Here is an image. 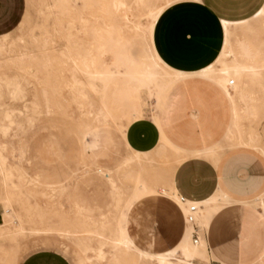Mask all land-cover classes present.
Returning <instances> with one entry per match:
<instances>
[{
    "label": "rangeland",
    "instance_id": "374dc122",
    "mask_svg": "<svg viewBox=\"0 0 264 264\" xmlns=\"http://www.w3.org/2000/svg\"><path fill=\"white\" fill-rule=\"evenodd\" d=\"M9 1L10 16L7 20L6 14H4L3 28L0 29V35L9 33L8 42L5 43L3 52L0 54V127L7 128V132L0 135V145L8 144L11 149H14L12 155L7 158L9 166L23 169L30 177L38 178L41 187L27 186L25 188L23 180L19 179L17 174L7 181V184H3L5 181L0 174V264H20L27 255L40 250L58 252L66 257L70 264H127L132 252L123 247L118 250L113 249L106 238L88 237L94 250L83 254L78 248L79 240L82 238L62 237L58 231L63 229L61 220L71 215L70 204L66 198L52 199L49 192L45 191L44 185L48 182L62 183L64 186L69 185L72 191L77 189L81 198L88 203L101 204L103 209L107 210V212L105 211L106 218L114 223V202H112L107 185L104 184L106 178L86 184V179L94 177L93 169L90 174H87V167H82L83 165L93 166V160L88 158L90 155L88 146L97 145V150L94 152L95 159L103 167L115 172L116 168L130 155V149L125 140L126 132H123V128H126L127 131L132 123L144 118V113L152 114L162 95L176 84L197 79L196 85L199 87L197 91L200 89L211 91L206 95V99L200 100L203 105H206V102L211 107L207 112L212 115L222 112V107L216 102L212 85L218 86V90L220 89L222 92L223 102L228 105L229 119L224 124L223 136L217 134L218 139L213 141V144L222 146L223 156L231 152L227 149L225 134V128L229 125L232 117L229 110L230 99L224 89L215 81L198 74H189L178 80L169 79L165 82H156V84L148 83L137 86L133 93H124L123 104L115 103L116 101L109 99L101 92H94L88 85L96 86L97 84L88 81L85 76H80L85 84L83 93L86 95L85 100H80L77 98L76 92L65 86V78L70 80V64L60 65L61 53L67 47L68 20L61 19L58 11L53 8L52 0ZM125 1L131 7L133 22L146 28L144 31L147 44L142 47L143 50L147 56L154 55L153 30L157 20L152 23L147 19L142 7L133 4V0ZM102 2L107 3L108 0L93 1L90 7L92 15L90 22L101 33H107L109 31L105 25H109L110 22L103 12ZM161 2L162 0H153L155 11H159ZM71 4L76 8L79 7L78 9L82 7L80 1L72 0ZM23 17H25V22L21 27H18ZM241 24L250 30L249 33H245V36L264 41V12L262 8L250 20L241 22ZM222 28L224 34L222 49L217 59L203 70L218 69L219 62L229 64L232 60L230 57H223L222 53L227 41L233 40L234 36L242 35L241 30L239 27H228L235 32V35L229 40L226 38L223 22ZM74 29L80 31L81 27L75 24ZM134 35L132 30H125L124 39L131 42ZM149 40L152 41L151 44ZM124 46L130 57V45L125 44ZM136 61L148 62L147 59L142 60L139 56ZM156 61L165 68L161 61ZM121 69H119L121 71H117L114 67L111 68V71H114H112L114 77L130 71ZM168 72L171 75L178 73L174 70ZM62 77H65L62 79L63 82ZM251 90L253 98L256 100L254 103L256 115L244 121L243 125L246 129L257 134L258 144L264 149V82L263 86L256 84ZM194 96L200 98L203 95L196 92ZM126 103L128 104L126 105ZM131 104L136 105L138 115L130 123L120 120V115L126 113L128 105ZM100 109L109 114L108 121L105 124H93L92 117L88 115V112ZM110 138L111 142H109ZM159 143L173 146L164 140L163 136L160 137ZM152 157L154 161L151 168L161 173L168 167L176 169L184 162L175 163L170 156ZM192 157L194 156H188V158ZM259 159L261 160V158ZM262 163L264 165L263 161ZM18 183L22 184L24 187L22 191L27 192L29 196L26 206L40 207L43 215L41 219L33 217L26 222L23 226L24 230L20 233L15 232V229L8 230L9 225H7V221L12 218L13 209H19L18 202L14 200L13 207H10L6 206L4 200L5 189L16 192L13 189V184L18 185ZM118 184L127 186L130 191L133 187L132 184L125 181ZM158 194L164 195L160 189H158ZM169 196L174 198L175 195L170 194ZM255 206L263 212L264 208L259 207L258 203ZM93 219L98 222L101 217L96 213L93 215ZM259 222H263V219H256L253 224H249L250 228L256 230L254 234L255 247L252 252L245 255L246 264H264V257L260 258L261 252L264 251V230L258 228ZM46 225H50L56 231L50 234L34 233L35 229L42 230ZM99 248L103 252L100 259L96 257L95 253ZM195 263L203 264L205 262L197 259Z\"/></svg>",
    "mask_w": 264,
    "mask_h": 264
},
{
    "label": "bare ground",
    "instance_id": "6f19581e",
    "mask_svg": "<svg viewBox=\"0 0 264 264\" xmlns=\"http://www.w3.org/2000/svg\"><path fill=\"white\" fill-rule=\"evenodd\" d=\"M71 1L52 0L53 8L58 11L61 19L68 20L67 47L61 53L60 65L65 66L70 64V80L64 77L65 86L69 87L71 91L76 92L78 99H86V95L83 93L85 84L80 76H85L88 81L97 84L96 86L92 84L88 85L94 92H101L109 99L116 101L115 103L123 104L124 93H133L137 86L148 83L156 84V82H165L169 79L178 80L187 77L186 75L189 74H198L219 84L230 99L232 122L226 134L227 149H248L254 151L264 159V149L258 144L257 134L246 129L243 125L244 121L256 115V107L254 105L256 100L253 98L251 89L256 84L263 86L264 82V41L249 37L248 35L245 36V33L250 32L247 26H243L241 23L230 24L223 22L227 39L230 40L235 35L234 31L228 29L230 26L239 27L242 34L240 37L234 36L233 40L227 41L222 56L232 59L229 64L219 62L218 69L212 71L202 70L188 74L178 72L175 75H171L168 71L172 69L163 63L156 50L153 52L154 55H146L145 50L142 48L147 44V37L144 31L146 28L133 22L134 17L131 13V7L125 0L102 2L103 12L110 22L109 25H105V28L109 31L107 33H101L90 22V17L92 16L90 7L94 0H76L82 3V5L80 4L82 6L81 9L72 6ZM180 1L185 0H162L159 11H155L153 0H133V4L142 7L147 19L154 23L166 8ZM262 11L264 12V5L262 6ZM24 22L25 17L19 27ZM75 24L81 27L80 31L74 29ZM125 30H132L135 33L131 42L124 39ZM8 36L0 37V54L3 52L5 43L8 42ZM149 42L150 44L152 43L150 40ZM123 44L130 45V57ZM138 56L142 60L147 59L148 62L140 63L136 61ZM156 60L161 61L165 68ZM112 67L117 71L121 68L130 71H126L129 73L118 74L117 77H114L113 70L111 71ZM64 78L62 77L61 80ZM88 115L92 117L93 124H105L109 117V114L102 109L96 111L90 110ZM137 115L136 105L131 104L128 105V111L120 115L119 118L122 121L130 123ZM6 132L7 128L0 127V135ZM123 132H126V128H123ZM109 142H111V138ZM127 147L130 149V155L116 168L115 172L97 162L94 154L95 150H97V145L88 146L87 148L90 152L88 158L93 160V166H82L87 167V174H90L91 169H93L94 177L86 179V184L93 183L94 180L106 178L104 184L107 185L112 196V202H114V223L106 218L105 211L107 212V210L103 209L101 204L96 202L92 204L88 203L81 198L77 189H73L72 191L69 185L64 186L62 183L55 184L48 182L44 185L45 191L49 192L52 199L66 198L70 204L71 215L61 220L63 229L58 231L60 235L62 237L75 236L82 238V240H79L78 248L83 254L94 250L90 245V238L88 237L94 236L97 239L106 238L113 249L118 250L120 247H123L125 250L132 252V255L129 257L130 261L127 264H197L195 263L197 259L204 262L207 257L205 247L203 244L199 245L200 240L197 244H193L191 240L192 228L190 226H187L188 230L182 241L167 253L153 255L142 252L134 246L126 230V218L132 206L144 197L157 195L158 189L164 195L168 192L167 196L170 194L176 195L175 202H177L178 195L173 186V174L176 169H169L168 167V169L161 173L151 168V164L154 161L152 156L158 158L170 156L175 163L187 160L188 156L186 153L165 143H159L157 148L151 153H137L128 144ZM221 147L218 146L207 152L191 155L204 158L213 165H216L222 157ZM13 152L14 149H11L8 144L2 143L0 145V174L5 181L3 184H7V181H10L17 174L18 178L23 180L25 188L27 186L41 187L38 178L30 177L23 169L9 166L7 158ZM122 181L132 184V190L130 191L127 186L118 184ZM13 186L16 192L5 189V204L6 206L13 207V201L17 200L19 209H13L12 218L6 221L7 225H9L8 230L12 231L15 229V232L20 233L24 230L23 226L26 222L30 221L33 217L41 219L43 215L41 214L40 207L35 206L30 208L26 206L29 196L27 192L22 191L24 190L22 184H13ZM227 203V200L219 192L202 202L201 205L205 206L204 220H208ZM256 203H258L259 207L264 208V194L261 198L245 205L246 207L251 206L256 208ZM196 205L199 206V204ZM180 207L183 209L182 206ZM96 213L101 217L98 222L93 219V215ZM199 213L198 211V215H200ZM262 213L264 216V210ZM198 227L202 229L201 226L198 225ZM55 231L50 225H46L42 230L35 229L34 233L50 234ZM95 253L98 259L102 258L103 252L101 248L97 249ZM262 256L264 257V253Z\"/></svg>",
    "mask_w": 264,
    "mask_h": 264
},
{
    "label": "crops",
    "instance_id": "0c3cea01",
    "mask_svg": "<svg viewBox=\"0 0 264 264\" xmlns=\"http://www.w3.org/2000/svg\"><path fill=\"white\" fill-rule=\"evenodd\" d=\"M9 2L0 0V29L3 28L4 14L9 19ZM263 5L264 0L177 2L166 8L156 21L153 30L155 50L163 63L174 71L187 74L202 71L217 59L222 49V22L235 24L248 21ZM6 35L9 33L0 37ZM196 80L176 84L162 95L152 114L144 113V118L129 126L125 140L133 151L151 153L157 148L161 136L187 156L218 147L213 141L218 139L217 134L223 136L224 124L229 119L228 105L223 102L218 86L211 84L222 112L214 115L207 112L211 107L206 102L203 105L200 100L206 99L211 91H197ZM196 92L203 96L198 99L194 96ZM229 110L232 115L231 107ZM231 122L232 117L225 134ZM230 151L216 165L204 158H188L173 174L177 195L199 204L197 224L202 229L196 224L197 237L199 245L203 244L207 253L203 264H246L245 255L255 247L256 230L249 224L262 218L258 228L264 230L263 213L245 205L264 194V159L244 148ZM217 192L228 203L204 220L205 206L201 203ZM175 198L176 195L170 198L157 194L144 197L132 206L127 214L126 230L137 249L153 255L164 254L185 237L188 229ZM20 264L70 262L58 252L40 250L27 255Z\"/></svg>",
    "mask_w": 264,
    "mask_h": 264
},
{
    "label": "built area",
    "instance_id": "2783aa9c",
    "mask_svg": "<svg viewBox=\"0 0 264 264\" xmlns=\"http://www.w3.org/2000/svg\"><path fill=\"white\" fill-rule=\"evenodd\" d=\"M175 203L182 212L185 225L192 228L191 240L193 244H197L199 239L197 237L198 227L196 226V223L199 206H197L196 203L187 201L184 197H181L179 195L177 196V202ZM180 206H182L183 209Z\"/></svg>",
    "mask_w": 264,
    "mask_h": 264
}]
</instances>
